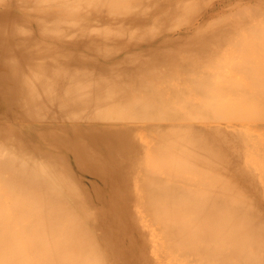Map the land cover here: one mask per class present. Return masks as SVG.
<instances>
[{
	"label": "bare ground",
	"instance_id": "bare-ground-1",
	"mask_svg": "<svg viewBox=\"0 0 264 264\" xmlns=\"http://www.w3.org/2000/svg\"><path fill=\"white\" fill-rule=\"evenodd\" d=\"M0 264H264V0H0Z\"/></svg>",
	"mask_w": 264,
	"mask_h": 264
}]
</instances>
